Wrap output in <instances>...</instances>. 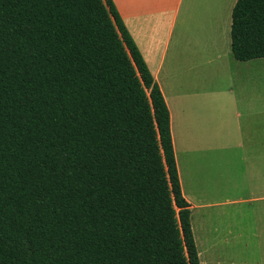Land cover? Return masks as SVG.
I'll list each match as a JSON object with an SVG mask.
<instances>
[{"label": "trees", "instance_id": "trees-1", "mask_svg": "<svg viewBox=\"0 0 264 264\" xmlns=\"http://www.w3.org/2000/svg\"><path fill=\"white\" fill-rule=\"evenodd\" d=\"M231 50L264 57V0ZM163 94L113 0H0V264H201Z\"/></svg>", "mask_w": 264, "mask_h": 264}, {"label": "crops", "instance_id": "crops-1", "mask_svg": "<svg viewBox=\"0 0 264 264\" xmlns=\"http://www.w3.org/2000/svg\"><path fill=\"white\" fill-rule=\"evenodd\" d=\"M113 2L168 107L186 200L192 179L264 212V57L232 53L236 0Z\"/></svg>", "mask_w": 264, "mask_h": 264}, {"label": "rangeland", "instance_id": "rangeland-1", "mask_svg": "<svg viewBox=\"0 0 264 264\" xmlns=\"http://www.w3.org/2000/svg\"><path fill=\"white\" fill-rule=\"evenodd\" d=\"M200 186L192 179L184 184L191 199L190 220L200 263L258 264L260 258L264 261V251H259L264 250L263 210L224 202L234 197V191H217L209 185L205 188L204 183ZM218 201L223 203H214Z\"/></svg>", "mask_w": 264, "mask_h": 264}]
</instances>
